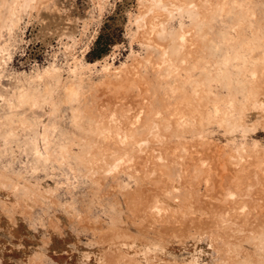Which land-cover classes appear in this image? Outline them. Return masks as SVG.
Returning <instances> with one entry per match:
<instances>
[{"label": "rangeland", "instance_id": "374dc122", "mask_svg": "<svg viewBox=\"0 0 264 264\" xmlns=\"http://www.w3.org/2000/svg\"><path fill=\"white\" fill-rule=\"evenodd\" d=\"M0 264H264V0H0Z\"/></svg>", "mask_w": 264, "mask_h": 264}]
</instances>
